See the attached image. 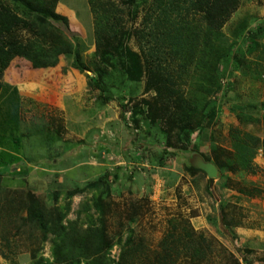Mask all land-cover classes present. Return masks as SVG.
Masks as SVG:
<instances>
[{
    "label": "rangeland",
    "instance_id": "374dc122",
    "mask_svg": "<svg viewBox=\"0 0 264 264\" xmlns=\"http://www.w3.org/2000/svg\"><path fill=\"white\" fill-rule=\"evenodd\" d=\"M44 1L45 9L51 12L52 4L58 0ZM62 1L77 10L89 12L92 34L87 50L89 68L85 69H89L93 83L99 87L92 86V92H99L103 98L115 97L116 101H121L122 113L128 112L130 121L131 117L136 121L130 124L135 131L134 135L138 137L135 140L136 146L148 147L150 151L156 146L155 142H162V145H158L160 159L172 157L174 150H178V153L184 155L191 153L210 160L207 162L215 161L220 167H226L222 171L226 175L223 177L225 187L231 193L241 191L240 194H244L246 201L250 200L252 204L251 207L236 205L226 208L228 222L225 221V224L223 221L226 225L223 228L218 221V214L215 215L218 220L214 216L213 221H206V215L214 213L215 205L221 200L215 195L220 188L218 176L208 178L205 175V184L200 181V185L204 184L202 191L206 192L207 189L210 193H206L210 201L205 209L202 206L196 208L194 200L184 193L185 190H181L183 179L180 180L179 172L170 187L165 184L154 185L145 187L141 193L132 182L136 180L137 185H144L146 179L129 175V168L113 158H110L114 163L110 167L103 168V165L95 164L92 167L74 168L72 165L84 160L80 151L79 157H65V163L61 161L54 165L51 161L53 158L47 159V156H53L59 151L45 149L46 125L38 106L34 108L35 116L30 118L29 110L22 112V116L15 97L5 103L2 96L0 264H36L39 258L49 264L57 260L60 264H91L96 259V255H91L93 248L83 252L80 244L87 243L93 237L102 245L100 256L106 264H264V252L246 247L237 248L234 240L241 243L244 236L235 235L232 241L224 230L230 226H241L254 232L255 239L258 236L264 237V164L261 152L252 157L251 164L255 172L250 173L252 175L245 174V171L240 173L238 170L241 168L242 154L233 149L235 141L232 133L240 131L241 134L246 132L264 138V0H240L238 9L221 31L228 41V51L216 47L215 54L221 53L225 57L220 59L212 74L206 75L200 68L193 67L189 76L184 77L183 84L181 81L178 95L175 94L168 104L165 98L157 96L158 85L152 82L151 88L148 87L144 77L138 81L142 82V89L136 97L124 93L125 81L130 79L129 72L132 71L129 69L131 59L125 50L138 54L141 61L145 48L140 46L139 34L135 32L142 28L145 16L151 12V0ZM88 2L89 10L84 8V3ZM30 5L32 9H43L33 2ZM24 14L29 15L35 25L33 28L17 30L13 38L28 44L36 55L43 54L49 59H55V66L61 62L62 66L58 67L60 72L64 71V67L72 62L59 57L66 50L67 39L52 25L49 14H36L28 10L20 15ZM37 16L39 20L35 19ZM109 25L119 27L115 38L109 31ZM82 26L88 28L86 24ZM94 41L98 43L94 44ZM72 50H76L75 47H71ZM142 67L145 68L144 64ZM9 68L14 73L18 70H25L26 73L32 70L31 64L20 58H14ZM6 70L0 77V96L7 89L9 81ZM180 97L183 98L178 102ZM136 108L141 109V113L134 115ZM211 108L215 109L213 117L209 114ZM249 116L256 118L248 122ZM165 135L169 141L161 139ZM111 136L113 139L115 135L112 133ZM184 136L190 137V143ZM166 142L170 144L165 146ZM72 144L57 143L56 150L63 147L66 152ZM187 145V150H184ZM165 149L170 155H162ZM190 160L185 155L184 165H191ZM175 163L179 164L180 160ZM89 183H94V187L82 194L67 196L74 189ZM197 184L198 179H193L192 186ZM256 201L260 208L253 206ZM34 207L51 220L58 212L63 213L69 208L66 220L63 221L69 229L64 243L56 253L51 246L54 236L49 235V239L42 242L40 230L30 220V209ZM197 211L198 218L190 220ZM174 225L176 235L183 237L184 228L193 232L196 242L202 244L201 250H205L204 256L191 258L192 251L181 246L179 255L170 253L171 257L167 256L169 252L166 245L170 244L169 234L174 232ZM99 231L102 239L96 238V232ZM183 239L184 242L188 241L185 236Z\"/></svg>",
    "mask_w": 264,
    "mask_h": 264
},
{
    "label": "trees",
    "instance_id": "16d2710c",
    "mask_svg": "<svg viewBox=\"0 0 264 264\" xmlns=\"http://www.w3.org/2000/svg\"><path fill=\"white\" fill-rule=\"evenodd\" d=\"M31 2H33L35 6H42L43 9L41 8V11L39 9H32L30 5ZM45 3L46 1L44 0H0V77L2 73L9 68L10 62L14 58L28 61L33 69H46L54 67L57 63L56 61L53 63L55 59H49L43 54L40 56L36 55L33 48H30L28 44L18 42L13 38V34L17 30L33 28L35 25L33 20L30 21L31 18L29 15H20L28 10L34 11L36 14H40L41 12L47 15L49 14L52 25H55L54 27L67 39L66 50L64 49L59 54V57L62 56V58L68 61L75 62L78 67L83 69L86 68L82 65L81 40L72 37L67 17L56 12L57 3L52 4L51 10L53 11L51 12L45 9ZM89 4L90 2L85 4L87 10H89ZM239 5L240 0H151V12L145 16L142 28L135 32L139 34L140 46L145 48L141 61L138 54L129 49H126L127 51L125 50L128 57L131 59V67H129V69L132 71L131 73L129 72V80L138 82L144 77L147 80L148 87L152 82L158 85L156 88L158 97L165 98L167 104L169 101L171 102V98L175 96V94L178 95L184 77L189 76L193 67L200 68L206 75L208 73L212 74V71L217 68V63L220 59L225 57L221 55V53L219 55L215 54L217 52L216 47L220 46L225 52L228 51V41L221 31L231 15L238 9ZM47 7H50V5ZM35 19L39 20L38 16ZM50 28H52V26ZM108 28L113 34V38H115L119 33V27H117V25H112L110 27L109 25ZM44 34L45 33H43V35ZM95 43H98V41H94V44ZM30 44L33 46V43ZM38 47L41 52L40 46ZM71 47H75L76 50L71 51ZM59 57L56 58L59 59ZM142 64H144V69ZM97 66H99V62ZM88 86L90 88L92 86L99 88L93 83L91 78L89 79ZM100 91L102 92V89H100ZM2 96L5 103L8 102L6 101L5 91L0 97ZM182 98L183 97H180L178 102L182 100ZM9 99V101L12 100L11 98ZM15 103L16 106H18V102L15 101ZM251 107H253V109L255 108V106ZM210 110L209 114L211 117L215 116V109L211 108ZM139 112L141 113V109L136 108L134 110V115L140 114ZM255 118L256 117L249 116L247 121L249 122ZM131 121L133 123L136 122L132 117ZM232 133L234 135L233 140L235 141V147L233 149L237 150L240 155L242 154L240 158L241 168L238 171L254 173V165L251 164L252 157L260 151L264 162V138L246 132L241 134L240 131H232ZM27 136H29V133H27ZM184 138L190 143V137L184 136ZM161 139L169 141L167 135ZM169 144L170 143L166 142L165 146ZM188 145L184 147V150H187ZM173 153V155H176L178 150H174ZM168 154L169 152L166 149L163 150L162 155ZM203 159L205 161H210L205 158ZM212 163L219 170V176L222 177L224 175L222 171L226 167H220L215 161ZM184 170L190 173L201 172V170L188 164L184 165ZM92 187H94V183H89L84 187L74 189L67 196L72 197L76 194H82L87 191L88 188ZM225 208H227V206L224 207L220 205L221 213ZM68 211L69 208L63 211V213L58 212L56 214L57 217L55 216V218L51 220L44 216L36 207L30 209V220L40 230L42 242L47 241L49 235L54 236V238L51 239V246L55 253L58 251L61 244L64 243L65 235L69 229L68 226L63 224V221L66 220ZM226 216V214H222V221L228 222ZM173 229L174 232L169 234L171 237L170 244L166 245L169 252L167 256L171 257L173 253L179 255V246L188 251L191 250V258L199 259L201 256H204L205 250H201L202 244L196 242L194 235H192V231L186 228L183 229L184 236L188 238V241L184 242V236L176 235L175 225ZM96 234V238L102 239L100 231L96 232ZM200 239L204 242L202 237H200ZM80 247L83 252H89L93 248L91 255H96L94 256L96 259L91 264H106L104 258L100 256L102 253V245H100L99 240L93 237V239L89 240L87 243H81ZM36 264L49 263H45L44 259L39 258ZM52 264H60V261L57 260ZM171 264L173 263L171 262Z\"/></svg>",
    "mask_w": 264,
    "mask_h": 264
},
{
    "label": "crops",
    "instance_id": "0c3cea01",
    "mask_svg": "<svg viewBox=\"0 0 264 264\" xmlns=\"http://www.w3.org/2000/svg\"><path fill=\"white\" fill-rule=\"evenodd\" d=\"M56 12L67 17L72 37L81 40L82 65L89 68L87 50H89L88 46L91 44V16L85 11H80L69 6L62 0L58 1ZM82 24H86L88 28L82 26ZM59 65L62 66V63L59 62L55 67L46 69L34 70L31 68L32 70L27 73L25 70H18L15 73L11 72L10 68L6 70V75L9 79L7 89L5 90L6 101H9V98L15 97L22 116V112L24 113L26 110H29L31 114L30 118L35 116V106H38L41 110V117L44 118L43 123L46 125L44 143H46L47 147L45 149L55 152L59 151L53 155L54 157L48 155L47 159L53 158L51 161H53L54 165H57L61 161L65 163V157H79L81 151V156H84V160L72 165L74 168L92 167L95 164L103 165L101 167L105 168L114 164L111 160L113 158L129 168V175L132 174L131 176L135 178L142 176L143 179H146V184L144 185H137L136 183L138 182L136 180L132 182L134 186H138L136 188L141 193L145 191V187L150 188L154 185L162 186L165 184V186L170 187L178 178L177 174L179 172L180 180L183 179L181 190H185L184 193L192 201L194 200L196 208L202 206L207 209V204L210 201V196L207 194L210 193L207 189L206 192L202 191L204 189V176L206 174L203 172L202 174L192 175L191 173L184 172L185 155L189 156L191 160V157L194 155L191 153L185 155L177 153L172 156L174 158L168 156V158L160 159L158 145H162V142L158 144L155 142L156 146H153L150 151H148V147L142 148L140 145L136 146L135 140L138 137L134 135L135 131L130 126L131 121L127 115L128 112H125L127 114L122 113V106L119 104L121 101H116L115 97L103 98V95H99V92H92V89L88 86L89 79L92 77L89 69L86 70L85 68L78 67L72 61L64 67V71L61 70L60 72ZM141 83L132 80L125 81L124 93L127 96L136 97L137 93L141 92ZM27 104L31 106L27 107ZM112 133L115 135L113 139ZM67 142L73 144L66 152L63 147L61 150H56L57 143L61 145ZM161 148L164 149L163 146ZM141 149H143V152ZM145 150L149 152V155ZM139 151L142 153L140 154ZM176 160H180V163L176 164ZM48 163L52 165L51 162ZM175 166L176 168H174ZM69 169L67 170L69 171ZM240 173L242 172L240 171ZM245 174H248V172H245ZM224 176L226 177L225 174L220 177L218 173L219 179L217 180L220 188L218 187V192L215 195L221 198V200L215 205V212L206 215V221H213V217L218 214V216L220 215L219 220L217 216L214 218L222 224L223 228H226L222 221V214L225 215L227 210L225 208L221 213L220 205L227 206V208L236 205H249L251 207L252 202L250 200L246 201L244 194H240L241 191L231 193L225 187ZM195 178L198 179V184L194 187L192 186V181ZM200 181L204 184L200 185ZM151 189L154 190V188ZM155 190L157 191V189ZM156 196L159 197V195ZM253 206L260 208L258 201ZM198 216L199 212L197 211L196 215L190 217V220H196ZM211 223L214 224V222ZM228 229L224 230L227 231V237H231V239L235 238V235L238 234L244 236L243 241H240L241 243L234 240L237 248L246 247L253 251L264 252V237L258 236L255 239L254 232L241 226H230Z\"/></svg>",
    "mask_w": 264,
    "mask_h": 264
},
{
    "label": "water",
    "instance_id": "95a60500",
    "mask_svg": "<svg viewBox=\"0 0 264 264\" xmlns=\"http://www.w3.org/2000/svg\"><path fill=\"white\" fill-rule=\"evenodd\" d=\"M190 164L192 167L201 170L204 172L208 178H216L218 176V169L212 162L205 161L199 155H194L191 157Z\"/></svg>",
    "mask_w": 264,
    "mask_h": 264
}]
</instances>
